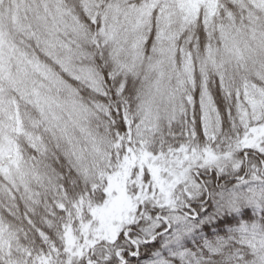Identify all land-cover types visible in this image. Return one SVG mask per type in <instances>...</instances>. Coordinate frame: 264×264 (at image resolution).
I'll list each match as a JSON object with an SVG mask.
<instances>
[{
  "label": "snow or ice",
  "instance_id": "6c2138e0",
  "mask_svg": "<svg viewBox=\"0 0 264 264\" xmlns=\"http://www.w3.org/2000/svg\"><path fill=\"white\" fill-rule=\"evenodd\" d=\"M0 264H264V0H0Z\"/></svg>",
  "mask_w": 264,
  "mask_h": 264
}]
</instances>
